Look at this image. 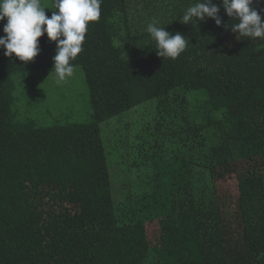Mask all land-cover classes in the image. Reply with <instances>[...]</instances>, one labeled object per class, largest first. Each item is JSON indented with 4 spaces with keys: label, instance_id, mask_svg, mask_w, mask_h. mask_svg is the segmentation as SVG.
<instances>
[{
    "label": "trees",
    "instance_id": "16d2710c",
    "mask_svg": "<svg viewBox=\"0 0 264 264\" xmlns=\"http://www.w3.org/2000/svg\"><path fill=\"white\" fill-rule=\"evenodd\" d=\"M193 2L103 0L72 62L86 123L17 120L14 77L51 70L56 44L42 36L27 64L0 48V264H264V40H237L222 8L220 27L177 22ZM254 6L264 18V0ZM153 19L189 39L178 58L156 55ZM152 100L134 132L124 116ZM114 151L135 174L115 197ZM232 176L235 201L219 195Z\"/></svg>",
    "mask_w": 264,
    "mask_h": 264
},
{
    "label": "clouds",
    "instance_id": "9594fccd",
    "mask_svg": "<svg viewBox=\"0 0 264 264\" xmlns=\"http://www.w3.org/2000/svg\"><path fill=\"white\" fill-rule=\"evenodd\" d=\"M256 2L258 0H221L218 6L215 0H194L177 22L196 27L197 21L211 18L220 27L222 8L230 18L224 27L236 34L237 40L238 37L264 40V18L254 6ZM102 3L103 0H52L50 5H45L42 0H0V22L6 19L0 48L4 49L6 57L15 56L27 64L39 55L38 42L46 34L48 41L56 44L49 76H54L57 83L65 82L76 71L72 62L84 50L89 25L100 19ZM46 9L51 10L50 17ZM145 30L155 42V52L160 58L174 60L190 43L180 32L166 31L156 19L148 23Z\"/></svg>",
    "mask_w": 264,
    "mask_h": 264
},
{
    "label": "rangeland",
    "instance_id": "374dc122",
    "mask_svg": "<svg viewBox=\"0 0 264 264\" xmlns=\"http://www.w3.org/2000/svg\"><path fill=\"white\" fill-rule=\"evenodd\" d=\"M45 5H50L51 0H42ZM46 12L51 10L46 9ZM51 70L35 71L27 76H16L13 109L17 112V120L31 122L37 127H49L59 123H86L90 120V106L88 90L85 83L83 70L76 66L74 75L65 82L57 83L54 76H49ZM134 111L124 117L132 116L134 132L147 126L153 119L155 101H149L139 105ZM105 128V124H102ZM109 151V150H108ZM124 151H114L108 156L109 172L111 174V187L115 197V188L120 182L129 183L135 178V174L128 172L126 166H119ZM117 164V166H116ZM120 173L116 182V173ZM219 195L225 199H235L238 196L237 179L232 176L219 184ZM157 225L147 226L148 238L155 241Z\"/></svg>",
    "mask_w": 264,
    "mask_h": 264
}]
</instances>
